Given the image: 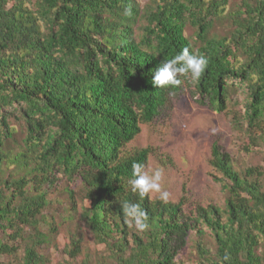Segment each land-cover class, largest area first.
Here are the masks:
<instances>
[{"label":"trees","instance_id":"trees-1","mask_svg":"<svg viewBox=\"0 0 264 264\" xmlns=\"http://www.w3.org/2000/svg\"><path fill=\"white\" fill-rule=\"evenodd\" d=\"M0 0V257L14 255L25 227H37L48 206L47 185L83 184V214L116 264H186L191 232L201 236L200 264H264V172L234 166L215 140L211 164L228 193L224 206L168 202L132 191V164L147 165L149 148H127L186 85L197 101L228 111L231 89L247 88L244 113L233 114L251 141L264 137V0ZM131 8V15L124 10ZM227 20L226 35L214 32ZM192 26L195 38L187 35ZM207 57L199 81L179 77L157 88L153 71L184 48ZM20 111L23 146H9ZM21 119V121H22ZM138 203L148 227H129L121 204ZM214 238L212 256L201 239ZM80 253L74 241L71 255ZM225 255L228 259L225 260ZM23 264H44L27 247Z\"/></svg>","mask_w":264,"mask_h":264},{"label":"rangeland","instance_id":"rangeland-1","mask_svg":"<svg viewBox=\"0 0 264 264\" xmlns=\"http://www.w3.org/2000/svg\"><path fill=\"white\" fill-rule=\"evenodd\" d=\"M241 0H231L235 6ZM142 7L151 0H139ZM230 30L227 20H218L214 32L226 35ZM187 35L195 38L192 26L186 29ZM231 102L228 111L219 112L200 104L194 88L186 85L185 90L172 98L161 114L151 123L142 126L141 133L130 143L129 150L149 148L151 153L146 168L163 169L162 189L170 193L169 202L184 200L185 213L189 216L198 206H224L228 193L221 174L211 164L212 145L215 140L234 158V166L244 172L248 167H260L264 172V137L256 142L250 140L242 125L233 123V114H243L247 101V88L240 82L231 89ZM18 110L9 116L16 128L14 141L9 146L17 152L23 146L24 125ZM22 119V121H21ZM264 182V178H262ZM58 186L47 185L48 206L42 212L37 227H25L23 237L18 239V251L14 255H3L0 264H23L27 247H34L41 255L44 264H116L108 247L99 242L83 214V184L75 181L70 186L76 192L75 202L69 196L64 179ZM156 193L150 196L157 198ZM201 238L215 254V241L207 227ZM0 237L5 241L0 229ZM196 233L191 232L183 251L186 264H200L202 255L197 248ZM74 241L80 245V253L71 255ZM264 255V244L259 247Z\"/></svg>","mask_w":264,"mask_h":264},{"label":"clouds","instance_id":"clouds-1","mask_svg":"<svg viewBox=\"0 0 264 264\" xmlns=\"http://www.w3.org/2000/svg\"><path fill=\"white\" fill-rule=\"evenodd\" d=\"M125 15H131V8L124 10ZM208 60L203 54L190 51L184 48L171 59H164L153 71L152 84L157 88L175 87L181 84L182 76H190L193 82L199 81L201 75L207 68ZM163 169L146 168L144 164L134 162L132 164V178L129 180L132 191L138 193L143 199L150 193H156L157 198L167 204L170 200V193L162 189L161 180ZM123 214L129 227L133 224L138 231H143L148 227L147 212L138 203L124 202L121 204ZM225 260L228 256L225 255Z\"/></svg>","mask_w":264,"mask_h":264}]
</instances>
